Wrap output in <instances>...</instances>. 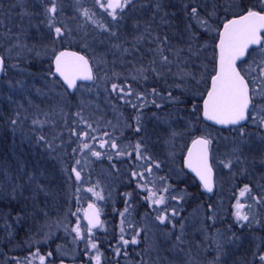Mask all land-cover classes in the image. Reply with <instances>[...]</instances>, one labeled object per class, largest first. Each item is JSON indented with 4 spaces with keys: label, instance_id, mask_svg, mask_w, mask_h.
<instances>
[{
    "label": "rangeland",
    "instance_id": "1",
    "mask_svg": "<svg viewBox=\"0 0 264 264\" xmlns=\"http://www.w3.org/2000/svg\"><path fill=\"white\" fill-rule=\"evenodd\" d=\"M156 2V0H140L135 7L136 10L142 7L146 8L147 11V8H152L151 12H154L152 15L155 17L152 24L156 22L160 24L164 20V7L162 3H159L160 9L157 10ZM239 2L240 0H184L181 6L185 10V4H195L199 8L201 16L207 17L215 5L216 16L211 18L210 24L213 29H218L220 22H223L228 14L233 15L238 11V9L233 8L225 13V6ZM248 2L249 0H244V3ZM56 6L57 10L61 12L59 17L67 21V27L69 23L75 22L77 17L79 18L77 12L83 13L85 9L95 13L93 20L108 27V24L104 22H106L105 17L109 16L95 5L94 0H56ZM200 6L202 7L200 8ZM66 9L70 10L71 15L66 13ZM157 14L159 15L157 16ZM65 16L71 17L65 18ZM156 18H159V21ZM82 21L80 20L78 23ZM89 21L88 24L83 21V24L80 25V27H85L88 30L82 35L74 28L68 33L63 30V36L60 38H57L55 34L50 35L49 38L42 37L44 39L42 43H39V40L31 41L25 36L18 38V46L11 37L4 40L5 55H2L9 60L13 69L7 73L6 77L2 78L0 91L6 89L7 93L10 92L8 103L17 104L13 108L14 118L12 121L15 120V124H18L17 122L20 120L17 131L21 137H12L3 141L5 127H11L14 130L17 125L9 126L5 122L0 124V201L7 203L6 199L8 198L10 202L15 203L16 199H20L25 213L37 209L41 210L38 215L39 222L35 226L36 228L34 227V231L39 233L38 242L34 243V238H32V244L36 245L32 246L41 249L39 244H47L55 236V232L51 230V226L48 224L52 221L49 211L50 208H54L57 198H63L69 200L68 202L65 201L67 209L65 213L64 211L61 213V216H57L55 223L57 230L61 231L62 229V231L67 232L64 239L56 238L54 240L58 246L56 258L60 261L59 264H88L89 262L96 264L94 257L97 250L100 254V264H134L133 261L129 263L128 258L119 262L122 249H120L119 255L116 254L115 249H110V257L106 259L103 256L104 250L98 248L97 245L94 254H90L89 239L96 244L98 242L95 240L96 238L92 237L93 232L89 234L87 231L88 225L84 214L88 211V205L95 204L99 211L104 213V208L113 207L118 194L122 196L126 194L128 183H131L135 187L151 185L158 195L177 197L175 200L169 198L167 201L169 215L173 208L180 210L183 202L186 201V194L178 188V183L175 181L184 179L187 174L184 165L181 163V157H184L190 140L196 134H202L214 140V162L220 175L218 188L212 198H209L208 203H204V207L200 204V209L191 213L184 220L175 221L177 218L175 216L171 217V223L165 224H160L156 220L159 213L155 210L156 206L151 205V212L143 213L140 226L137 221L131 222L129 220L127 225L131 226L130 233L123 234L124 239L131 241L136 231L139 230V237L144 235L145 240L151 242L148 245L150 244L155 249H147V257H150L144 264H175L173 260L176 249L179 253L184 252L183 264H211L214 261V254H218L217 244L222 246L220 249V259L222 260L228 257L233 249L241 248L253 243V241L256 244L255 248L259 249L262 244L256 238H244L241 234L237 235L243 230L241 225L245 221L237 222L234 213L237 199H239L245 205L243 212L249 215V221L245 222V225L263 230L264 203H257L256 200L260 199L259 195L264 190L260 189L258 193H254L256 200L252 199L253 192L250 196L246 194L244 197H240L241 189L231 188L232 185L229 182L233 177L228 174V168L224 167V163H221L222 161L226 163L237 157L238 151L235 149L237 147L242 149V144L248 140L247 135L239 136L238 132L234 134L231 131H218L200 122L192 111L182 114L178 102L168 99V92H171L173 97L178 98L179 101L180 91L189 93L193 98L203 97L202 88L207 89V82L215 69V64L205 57L212 55L209 50L214 42L211 36L217 32L215 30L206 32L202 28L196 29L195 22L191 23L188 18H184L185 26L191 23V32L198 33V36L196 39H192L188 35L184 39L185 45L183 47L181 45L175 49L168 47L172 59L170 60L171 64L164 65L161 63V57L157 50L162 47L148 48L152 54L149 61L155 60V64L151 65L169 77L168 83L162 81L161 84L166 86L168 91L154 95L152 92L143 93L142 90L133 89L131 96L125 97V100H120L111 93L110 86L112 82H116V77L114 76V79L109 76L112 74V72L109 73V68L115 66L121 71L124 66L131 65V62L123 63L114 57V61L104 59L102 51L104 48H108V42L114 38L110 32H115V29L109 28L110 31L105 32L92 20ZM115 24L116 21H112V26ZM186 29L188 31L187 27ZM200 33L206 34L205 41L198 40ZM145 39L143 40L145 43H154L153 41H155L148 37ZM61 44H66L65 46L69 47L78 45L90 56L97 71V82L90 85L82 84L73 97H70L59 85L54 75L49 73L45 75L39 70H32L31 66L28 65L32 62V59L28 60L30 54L36 56V59H44L45 56L51 55L53 57ZM190 47L191 50H189ZM113 49L114 47L111 46V50ZM120 49L121 47L116 50L119 51ZM257 62L259 61L257 60ZM249 64H252V57L247 59L243 68L247 69ZM151 68H146L148 71L144 74L156 76ZM162 68L164 71H161ZM169 68L171 71H168ZM120 71H114V73L121 76ZM192 72L197 73L195 79H192ZM189 73L191 75H188ZM198 80L201 81L199 84L196 83ZM175 91L179 92L176 94ZM137 93L141 94L140 99H137ZM13 95L16 97H12ZM144 95L148 97H144ZM153 100H155V104L152 103ZM132 104H136L137 107L133 108ZM141 104L144 106L140 107ZM156 104H159L160 107H156ZM77 113H80V116L87 123H90L96 131L88 129L87 125L81 121L80 116L76 115ZM137 117H139L140 132L135 131ZM253 123L259 125V119L257 118V121ZM73 129L77 135H73ZM83 131L89 132L87 138L79 135ZM105 132L110 135L104 136ZM174 133L175 135H173ZM41 136L44 137V140H40ZM92 136H95L96 139L93 140ZM101 139L109 141L114 139L119 145L120 151L131 153V155L118 156L116 155L117 150L112 149L110 145L101 148L99 146ZM83 143L92 145L93 150L101 153L100 157L91 155L88 149H83ZM137 143L142 145L141 156L151 159L138 160L136 158L135 146ZM18 145L31 149L32 158L19 156L17 153ZM73 149L76 151L74 152ZM75 158L76 160L73 161ZM77 160L80 161L79 164L76 163ZM153 161L159 163L160 167L156 168ZM69 164H73L71 169L67 167ZM148 166L152 167L151 175L145 170ZM73 168L80 171V181L76 180L75 173L72 171ZM133 172L143 173L144 179H141L139 175L134 177ZM166 186L170 187L169 193L158 191ZM89 188H94L95 192L100 193L104 198L102 200L97 199L92 192L88 191ZM75 189H77V195L73 197L72 193L75 192ZM180 197L183 198L180 199ZM3 202L0 203V253L4 250V242L11 240L16 233L17 225L13 220L18 217ZM74 213L75 215H73ZM125 215L120 216L119 219L122 221L125 219ZM77 222L82 226L84 239H74L75 233L72 229L76 227ZM125 222L126 220L119 226L126 228L128 232ZM175 222H178L177 226ZM235 224L238 225V230L231 229ZM173 225L178 227L175 235L172 236L173 239L167 238L174 241L176 249L163 248L164 245L161 241H165V237L160 236V233L164 231L171 236L170 232L164 229L167 226L175 229ZM112 227L111 224L109 228H104L103 232L110 231ZM189 234L190 236H188ZM177 236L181 237L182 242L176 240ZM229 238H231V242H228ZM184 242L187 243L186 249H179L180 244ZM10 243L11 241L8 242V244ZM106 244L108 245V239ZM9 246L14 245L10 244ZM37 249L29 250L31 256ZM187 249H196L201 254L192 257ZM223 249L225 250L223 251ZM227 250L230 253L226 252ZM165 260L168 261L165 262ZM256 264H260V262Z\"/></svg>",
    "mask_w": 264,
    "mask_h": 264
},
{
    "label": "trees",
    "instance_id": "2",
    "mask_svg": "<svg viewBox=\"0 0 264 264\" xmlns=\"http://www.w3.org/2000/svg\"><path fill=\"white\" fill-rule=\"evenodd\" d=\"M140 0H137L139 2ZM156 3H162V6L164 7V20L161 21L160 24L156 22L155 24H152L155 20V17L152 15L150 7L147 8H140L139 10H127L126 14L124 15V18L122 20H119L116 22L114 26H112V19L109 17H105L106 22L108 24V27L110 29H115L116 35L113 36L107 46L108 48H104L102 53H104V59H112L114 61V58L117 60L128 63L131 62V65L124 66L121 71L116 69L115 66L110 67L109 73L112 72V74H109L112 78H114L113 73L114 71H120V82H122L125 78L127 79V82H133L135 86L141 87L143 93H151L152 90H150V87H154L155 89H159V93H164L165 91H168L166 86H162V81L165 83L169 82V77H166L165 74L161 73L160 77H157L152 74H144L141 75L140 72H138V69H146L153 67L151 64L150 57L152 54L148 51L149 47L155 48L157 46L158 48L163 49V54L168 57L169 60H172L170 57V48L175 49L177 46L183 47L185 45L184 39L190 35L191 30L186 29L184 18H187L185 15V10L181 6L182 2L184 0H156ZM155 4V3H154ZM144 5V4H143ZM50 6V0H0V51L3 55H5L4 50V40H8L9 37L13 41L17 43L18 46V38H22L23 36L28 37L31 41H37L39 40V43L43 42L42 37L49 38L50 35L55 34L54 29L50 28L48 26L49 19L51 14H49L46 11V7ZM202 6H200L201 8ZM98 8V7H96ZM66 13L68 15L70 14V10L66 9ZM93 12H89V14H92ZM154 13V12H153ZM79 18L77 17L75 22L69 23V26L67 27V21L62 20L59 15H61V12L57 10V13L54 16V23L55 26L61 27L62 30H65L67 33L70 31H73L74 28L79 31L80 35L84 34L85 31H88L85 27H80V25L83 24V21H85L86 24L90 22L88 19H86L83 15V13L77 12ZM106 15V14H105ZM159 14H157L158 16ZM60 19H58L57 18ZM228 16H230L228 14ZM71 16H65V18H68ZM153 19V20H152ZM157 21H159V18H156ZM80 20H83L82 22H79ZM193 21H191L192 23ZM222 22L219 24V28L221 26ZM76 26V27H75ZM194 26V25H193ZM198 29V27L196 28ZM158 34V37H157ZM109 35V33H108ZM186 35V36H185ZM110 36V35H109ZM206 34L200 33L198 40L205 41ZM148 37L149 39H154V43L151 42H143V40H146L145 38ZM157 37V38H155ZM165 38L167 40L165 41ZM217 38V33L211 36V39L215 41ZM46 39V38H45ZM132 40H138L137 42H133ZM29 41V42H31ZM212 41V42H213ZM33 44V43H32ZM66 44H61L59 47H69L65 46ZM115 45H119L121 49L117 51V47ZM111 46L114 47L113 50H111ZM70 47L82 50L78 45H72ZM33 48V46H32ZM59 48V49H60ZM124 49H128V52H124ZM147 49V50H146ZM212 53L211 56H207V60L212 61L215 64V58H214V42L213 45H211V49H209ZM84 51V50H82ZM85 52V51H84ZM36 56L30 54L28 56V60L30 61L32 59V62L28 63L29 66H31L32 70H39V72H44L46 75L47 73H52V55L46 58H40L36 59ZM114 57V58H113ZM125 58V59H123ZM174 59V57H173ZM108 60V63H109ZM205 60V59H204ZM157 67H159L157 65ZM189 67V66H188ZM13 67H11L9 60L6 59V69L5 73L3 74L2 78L6 77L7 73L12 70ZM150 71V70H149ZM161 71H164L163 68ZM122 72V73H121ZM211 72V71H210ZM193 77H197L196 74L192 72ZM143 76H147V79H144ZM133 77H136L133 79ZM1 78V80H2ZM55 79L58 81V79L55 77ZM115 79V78H114ZM193 79V78H192ZM0 80V82H1ZM59 82V81H58ZM171 82V79H170ZM209 82V81H208ZM207 82V87H208ZM60 86H63L61 83H59ZM164 85V84H163ZM168 87L170 85H167ZM64 89V88H63ZM203 94H205L206 90L204 87ZM6 89H3L0 91V124L5 122L6 125H17L14 130L11 127H5L4 135H3V141L5 139H11L12 137H21L20 133H18L17 127L20 125V120H18V124H13L12 119L14 118L13 115V108L17 104H9L8 103V94ZM179 91H175L177 94ZM74 96V95H73ZM70 95V97H73ZM173 96V95H172ZM12 97H16L13 95ZM144 97H148L144 95ZM181 99V101H180ZM201 97H195L190 96L189 93L180 91L179 92V102L178 107L182 114H185V112L192 111V106L196 105L198 108L201 109ZM160 102V101H159ZM19 109V107H16ZM195 116L198 118L200 122L203 123V120L200 116V112L194 113ZM261 133H264L263 131ZM242 154L244 155V166H243V179L245 181H249L251 183H256L258 181L257 178L261 177L263 178L262 183H264V140H246L242 144ZM17 153L19 156H25V157H31L32 158V150L28 148H24V146L18 145ZM76 158L73 160L75 161ZM259 160V163L255 165L256 161ZM181 163L183 164V156L181 157ZM183 166V165H182ZM69 169L73 167V164H69L67 166ZM175 183H178V188L180 190H183L186 194V201L183 202V206L178 209V215L177 220H184L186 217L191 215V213L197 212L200 208L199 205L202 204L204 207V203H208L209 198H212L214 194H209L206 191L203 190L201 184L197 181V179L189 174L187 172L184 179L179 180L178 182L175 181ZM146 185V184H145ZM176 185V184H175ZM146 188L153 189L151 185H147ZM145 187H138L134 186L131 183H128L127 192L126 194L130 193L131 195H120L118 194L117 201L113 204V207L110 208H104V213L101 212V215L104 219V223L102 227L92 230L93 235L92 237L96 238L98 242V248H101L104 250V258L108 259L110 257V249H116L120 248L121 251V258L119 262L123 261L124 259L128 258V262L131 261L134 262V264H144L146 263L147 258V249H155L153 246L148 243H151L150 241L147 242L145 240L144 235L140 236L138 238L139 243L137 244H131L129 243L127 246L123 245L120 241V236L122 235L120 231V223L121 220L119 217L121 216L120 213L125 211V208H128L127 214L125 215L126 220V227L128 229V232L125 228V231L123 234H129L130 227L127 225L129 223V220L131 222H136L140 226L141 223V217L143 213H150L151 212V204L150 201L145 199V197L148 196V191ZM260 189L264 190L263 188H251V194L258 193ZM77 189H75V192L72 193L73 197L77 195ZM250 196V195H249ZM260 198L264 197V192L260 193ZM7 203L0 201L2 204L5 203L6 205L11 208L12 213L16 216L13 221L17 225V231L12 237L10 244H13L14 246L10 247L8 242H4V250L2 253H0V264H27L29 260L32 261V264H39L38 259L33 258L31 256L30 249H17V247H28L32 243V238H34V243L38 242L37 237L38 234L36 231H34V227L38 224L39 218L38 215L41 213L40 209H37L35 211H31L30 213H25V210L22 206L21 200L16 199L15 203L10 202L7 198ZM63 200V203L61 201ZM254 200V199H253ZM65 201L63 198H57L56 203L54 204V208H50L49 215L52 219L50 223H48L51 226V230L55 232V236L52 237L51 241L47 244H39L42 248L39 249V252L41 255H44L46 260L45 264H59L60 261H58L57 257V251L58 246H56L55 239L61 238L64 239L66 237L67 232L65 231H59L55 227V223L57 222V216H61V213H65L67 206L65 204ZM73 202L75 200H72ZM264 212V211H263ZM23 214V215H22ZM22 215V217H19ZM232 222V221H231ZM176 226L178 222H175ZM112 224V229L110 231L103 232L104 228H109ZM258 224V223H257ZM116 225V226H114ZM232 225V223H231ZM243 230L237 234L242 235L244 238L247 237H253L256 238L258 242L262 244L259 249H256V244L250 243L246 246H242L241 248L233 249L231 253L229 250L226 252H229L230 255L228 257H225V259H219V264H256L257 262H260L258 259L259 253H264V229L259 230L257 227H249L245 225V222L243 223ZM134 226H137L134 224ZM238 225H234L231 227V229L238 230ZM36 228V227H35ZM178 227L170 228L167 226L164 230L167 232H170L171 236L166 234V232H161L160 236L165 237V241L162 240L161 243L164 245L163 248L166 249H176L174 241H170L173 235H175V232ZM57 231V232H56ZM161 231V230H160ZM164 234V235H163ZM91 236V235H90ZM131 236V235H130ZM190 236V234L188 235ZM169 237V238H167ZM130 238V237H129ZM108 239V245L106 244V240ZM130 240V239H129ZM187 242V241H186ZM186 242L180 244L179 249H186ZM35 245V244H32ZM172 245V246H171ZM36 246V245H35ZM34 247V246H32ZM37 249V248H35ZM90 254H94V249L90 248ZM225 249H223L224 251ZM189 254L192 257H196L201 254V252H197L196 249H187ZM48 253H51V256H48ZM184 252H180L176 249L173 260V263L175 264H183V258L185 256L183 255ZM163 254V252H162ZM168 254V253H167ZM217 254H214L213 260H215ZM17 257V258H16ZM118 260V259H117ZM114 261V259H113ZM168 260H165L167 262ZM105 262V261H104ZM162 262V261H161ZM76 264V263H74ZM92 264V263H88ZM122 264V263H121ZM164 264V263H163Z\"/></svg>",
    "mask_w": 264,
    "mask_h": 264
},
{
    "label": "snow or ice",
    "instance_id": "3",
    "mask_svg": "<svg viewBox=\"0 0 264 264\" xmlns=\"http://www.w3.org/2000/svg\"><path fill=\"white\" fill-rule=\"evenodd\" d=\"M95 5H97L107 16L111 17L112 21L118 22L124 18L127 10L135 9L136 0H94ZM156 9H160V4L155 5ZM238 9L231 18L226 19L223 22L222 30L213 29L210 24L212 17L216 16V6H213V10L207 14V17L201 16L199 8L193 4H185V15L190 20L195 22L198 28L204 29L206 32L216 31L218 35V43L216 48L218 49V61L217 66L214 69V74L210 77V87L206 90V96L203 99L202 109L198 106H192V112L197 113L202 112L204 120L212 121L218 125H241V122L248 121L251 119L253 122L259 119V125L264 127V0H249L248 3H244V0H240L239 3H233L225 6V13L230 9ZM46 11L51 14L49 19L48 26L54 29L55 36L60 38L63 36V30L61 27L55 26L54 16L57 13L56 0H50V6L46 7ZM83 15L86 19L92 20L94 24L102 29L105 32H109L110 29L104 24H101L93 20L95 13L89 14L87 9L84 10ZM186 27L191 30L192 24L189 23ZM110 35L115 36V32H110ZM192 39H196L198 33L190 32ZM167 38H165V41ZM252 46H257L253 48ZM119 48V45H115ZM250 49H252L250 51ZM191 50V47L190 49ZM161 57V63L164 65L171 64L172 62L168 59L167 56L163 54V49L157 50ZM124 52H128V49H124ZM246 56L252 57V64H249L248 68L245 69L238 65V61L241 63H247V60L243 58ZM257 60L259 62H257ZM4 58L0 57V72L4 71ZM55 72L53 75L59 74L63 79L64 83L70 89H76L78 87L77 81H93L95 79L93 75L92 68L89 65L88 59L83 55H79L76 52L61 51L55 55ZM155 64V60L151 62ZM253 65H255L253 67ZM148 69H138L141 75ZM151 71L156 74L157 77L161 75V72L157 68L152 67ZM168 71H171L169 68ZM256 73V75H253ZM188 75H191L190 73ZM113 76L116 77V82H112L110 89L111 93L115 94L116 97L120 100H125V97L131 96L133 93L131 85L127 82L125 78L120 82V76L116 73H113ZM136 77H133L135 79ZM144 79H147V76H143ZM183 79V77H181ZM195 79V77H192ZM203 79V78H202ZM201 81H196L199 84ZM152 94L160 95L159 92L154 88L152 89ZM137 99L141 98V94L137 93ZM168 99L176 102L178 98L172 96L171 92H168ZM130 103V101H128ZM155 104V100L152 101ZM144 105L141 104L140 107ZM133 108H136V104H132ZM156 107H160L159 104H156ZM80 116V113L76 114ZM80 119L83 123L87 125L88 129L96 131L92 128L90 123L84 120L82 116ZM13 124L16 123L15 120L12 121ZM37 123V121H34ZM141 128L139 126V117H137V127L136 132H140ZM241 135L244 134V129L241 127L239 129ZM73 135H77L75 129L72 130ZM84 138L89 136L88 131H83L79 133ZM110 134L105 132L104 136H109ZM175 135V133L173 134ZM93 140L96 139L95 136L91 137ZM261 139H264L262 137ZM40 140H44V137L41 136ZM212 140L204 136L198 137L192 140V147L188 151V156L185 161L186 167L191 169L199 177L203 188L211 193L213 191V170L212 166L209 163V146L211 145ZM106 145H110L112 149L117 150L116 155H131V153H125L119 150V145L116 141L113 140H104L101 139L100 147L104 148ZM83 149H88L91 152V155L100 157L101 153L93 150L92 145L88 143H83ZM142 145L137 143L135 146L136 158L139 159H151L150 157L141 156ZM75 152L76 149H73ZM235 151H240V148L237 147ZM264 162V161H262ZM77 164L80 163L79 160L76 161ZM224 163V167L231 168L233 161L229 160ZM153 164L156 168H159V163L153 161ZM149 175L152 174V167L148 166L145 169ZM72 171L75 173V178L77 181L81 180V173L76 168H73ZM132 175L135 177L139 175L141 179H144L143 173L133 172ZM163 179V178H161ZM138 187H145L138 185ZM148 196L145 199L150 201L151 205L156 206V211L159 213L156 216V220L160 224L171 223V217L178 215V212L175 208L171 210L169 215V209L167 207V201L169 198L175 200V196H166L158 195L157 191L153 189H148ZM15 191V189H13ZM89 192H92L97 199H103L104 197L95 192L94 188H89ZM158 191L163 193H169L170 187L166 186ZM246 194H251V189L248 185L240 191V197H244ZM130 196L131 194H126ZM183 197H180L182 199ZM256 200V197H252ZM257 203H264V197H261L259 200H256ZM245 205L237 199L235 205L236 211L234 213L235 219L237 222L240 221H249V215L243 212ZM128 211V208H125L124 212H121L120 215L123 217ZM75 215V213L73 214ZM84 218L87 220V231L91 234L92 229L96 227H102L100 221V212L96 208L95 204L88 205V211L85 212ZM123 224L124 221L122 220ZM244 225H241L243 227ZM175 227V225H173ZM183 227V226H181ZM75 233L74 239H84L82 226L79 222L75 228L72 229ZM122 235L120 236V241L123 245L127 246L129 243L137 244L139 243L137 237L140 235V231H136L135 235L132 237L131 241L124 239L123 233L125 229L121 227L120 229ZM177 241L182 242L181 237H176ZM231 242V238L229 241ZM88 246L91 249H97V244L91 239L88 241ZM221 245L217 244V256L211 264H219L220 259V249ZM259 247V246H258ZM115 252L117 255L120 254V248H116ZM48 256H51V253H48ZM32 257L38 259L39 264H45V256L41 255L39 249L36 252L32 253ZM96 264H100V254L97 250V254L94 257ZM258 259L260 264H264V253L258 254ZM27 264H32V261L29 260Z\"/></svg>",
    "mask_w": 264,
    "mask_h": 264
},
{
    "label": "flooded vegetation",
    "instance_id": "4",
    "mask_svg": "<svg viewBox=\"0 0 264 264\" xmlns=\"http://www.w3.org/2000/svg\"><path fill=\"white\" fill-rule=\"evenodd\" d=\"M231 16L232 15L228 16L226 19H228ZM223 22H222L220 28H218V29H221V27L223 25ZM132 41L133 42H137L138 40H132ZM217 41H218V35H217V38L214 41V58H215L214 59L215 60V66L214 67L215 68H216V63H217V48H216ZM252 47L253 48H256L257 46H252ZM251 50L252 49H250V51ZM54 55H55V53L53 54V57H54ZM53 57H52V59H53ZM88 57L90 58L89 55H88ZM249 57L250 56H246V58L244 60H247ZM90 60H91V58H90ZM91 63H92V60H91ZM92 65H93V63H92ZM238 65L241 66V67H243L244 63H241L239 61L238 62ZM93 68H94V72H95V79H94V81L91 82V83H80L78 85L75 93L77 92L78 88L82 84H84V85H90V84H93V83H96L97 82V79H98L97 78V71L95 70L94 65H93ZM52 73H53V65H52ZM52 73H51V75H53ZM213 74H214V72H213ZM54 77H56V76L54 75ZM58 81H59V83L62 84V82L59 79H58ZM129 84L131 85L132 90L133 89L142 90L141 87L139 88V87L135 86V84H133V82H130ZM209 86H210V79H209V85H208L207 89L209 88ZM61 87L64 88V90L67 92V89H66V87L64 85L61 86ZM152 89H154V87H150V90H152ZM156 90H157V92H159V89H156ZM75 93L74 94H69V95H72L73 96V95H75ZM202 99H203V97H202ZM201 109H202V101H201ZM200 116L202 118V112H200ZM202 120H203V118H202ZM203 123L207 124L210 127H213L214 129H216L218 131H222V132H229V131H231L234 134L238 132L239 136L241 135V132L239 131V129L241 127H243V129H244L243 136L244 135H247L248 140H250V139L255 140V141L264 140V139H261L262 137H264V133H261L262 131L264 132V127H261L260 125H256L255 123H253V121L251 119H249L248 121L244 122L241 125H232V126H229V127H218V126H214V125H211V124L207 123L204 120H203ZM197 136H204V137L209 138V139L212 140V143L210 145V151H211V162H212V165H213V167L215 169V184H216V189H215L214 192H211L209 194H214L216 192V190L218 188V185H219V182H220V180H219L220 179V175H219L218 170L216 169V163L214 162V152H213V149H214V140L212 138H210L208 136H205V135H202V134H196L193 138H195ZM249 136H252V137H249ZM231 161H233L232 166H231V168H228V170H227L228 171V174H230L233 177L232 180L229 182L232 185L231 188L236 189V190H240V189H242L244 187V185H248L250 188H252V187L253 188H263L264 187V183H262L263 178H261V177L257 178L258 181L255 184L254 183H251L249 181H245L243 179V166H244L245 160H244V155L242 154V149L240 151H238L237 157L234 160H231ZM258 163H259V160L256 161L255 165L258 164ZM17 249H35V247H32V243H31V245H29L28 247H17Z\"/></svg>",
    "mask_w": 264,
    "mask_h": 264
},
{
    "label": "water",
    "instance_id": "5",
    "mask_svg": "<svg viewBox=\"0 0 264 264\" xmlns=\"http://www.w3.org/2000/svg\"><path fill=\"white\" fill-rule=\"evenodd\" d=\"M231 18V17H230ZM223 26V25H222ZM220 30H222V27H221V29ZM217 43H218V41H217ZM61 51H68V52H76V53H78L79 55H83V56H85V58L86 59H88V61H89V65H90V67L92 68V71H93V75H94V77H95V72H94V68H93V65H92V63H91V60H90V58L88 57V55L87 54H85L84 52H82V51H80V50H77V49H74V48H62V49H60V50H58L56 53H55V55H57L59 52H61ZM55 55H54V57H53V73L55 72V63H54V60H55ZM0 57H3L4 58V56L0 53ZM246 57H244L243 59H245ZM217 61H218V49H217ZM4 62H5V58H4ZM239 62V61H238ZM216 66H217V63H216ZM4 70H5V63H4ZM3 73H4V71L3 72H0V78H1V76L3 75ZM55 76L63 83V85L66 87V89H67V91L70 93V94H74L75 93V91H76V89H70V88H68L67 87V85L64 83V81H63V79L59 76V74H55ZM94 81V80H93ZM93 81H81V80H78L77 81V85H79L80 83H91V82H93ZM210 87V86H209ZM206 96V93H205V95H204V97ZM204 97H203V99H204ZM203 99H202V104H203ZM202 118H203V116H202ZM203 120H204V118H203ZM204 121H206L207 123H209V124H211V125H214V126H218V127H229V126H232V125H228V126H224V125H218V124H215L214 122H212V121H207V120H204ZM244 122H246V121H244ZM244 122H241V124H243ZM198 137H201V136H197V137H195V138H193V139H196V138H198ZM192 139V140H193ZM192 140L190 141V143H189V145H188V147H187V149H186V151H185V155H184V166H185V168H186V170L188 171V173L189 174H191L192 176H194L196 179H197V181L202 185V183H201V181H200V179H199V177L196 175V173L195 172H193L191 169H189L188 167H186V165H185V161H186V159H187V156H188V151H189V149L192 147ZM209 163H210V165L212 166V170H213V191L212 192H214L215 191V189H216V184H215V169H214V167H213V165H212V162H211V151H210V146H209ZM203 186V185H202ZM204 189V188H203ZM205 190V189H204ZM206 191V190H205ZM207 192V191H206ZM209 193V192H208ZM100 221H101V224H102V217L100 216ZM86 222H87V220H86ZM99 227V226H98ZM98 227H96V228H93V229H97Z\"/></svg>",
    "mask_w": 264,
    "mask_h": 264
},
{
    "label": "bare ground",
    "instance_id": "6",
    "mask_svg": "<svg viewBox=\"0 0 264 264\" xmlns=\"http://www.w3.org/2000/svg\"><path fill=\"white\" fill-rule=\"evenodd\" d=\"M204 190V189H203ZM205 191V190H204Z\"/></svg>",
    "mask_w": 264,
    "mask_h": 264
}]
</instances>
